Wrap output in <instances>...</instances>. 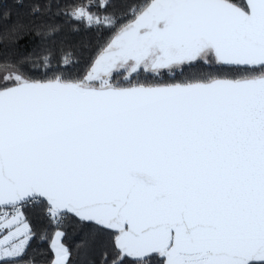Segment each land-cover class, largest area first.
<instances>
[{
    "label": "snow or ice",
    "instance_id": "1",
    "mask_svg": "<svg viewBox=\"0 0 264 264\" xmlns=\"http://www.w3.org/2000/svg\"><path fill=\"white\" fill-rule=\"evenodd\" d=\"M110 6L70 15L115 28L90 11ZM129 13L83 78L5 66L0 207L13 211L0 212V261L23 258L28 225L11 229L43 201L57 225L74 215L111 231L112 264H264V0H145ZM200 62L260 71L131 83ZM53 246L65 264L68 249Z\"/></svg>",
    "mask_w": 264,
    "mask_h": 264
},
{
    "label": "trees",
    "instance_id": "2",
    "mask_svg": "<svg viewBox=\"0 0 264 264\" xmlns=\"http://www.w3.org/2000/svg\"><path fill=\"white\" fill-rule=\"evenodd\" d=\"M86 2L98 0H0V77L6 74V65H15L32 79H48L59 74L71 79L83 78L119 26L132 19L129 9L145 0H110L111 6L106 10L90 9L101 16H115V28L89 27L86 21L70 15L74 8ZM21 26L23 30L18 32ZM65 56L70 59L67 65L63 63ZM221 69L200 62L174 79L165 76L160 80L144 73L134 78L151 84L180 82L201 75L226 77L228 74H221ZM115 78L123 82L122 76ZM46 207V202H42L26 211L33 225L32 237L23 258L15 264H52L55 256L51 242L58 230L64 231L63 243L69 251L67 264H112L116 249L111 231L92 222H82L74 215H67L63 224L56 225L47 218ZM132 261L133 258H125L123 264ZM153 264H159L158 259Z\"/></svg>",
    "mask_w": 264,
    "mask_h": 264
},
{
    "label": "flooded vegetation",
    "instance_id": "3",
    "mask_svg": "<svg viewBox=\"0 0 264 264\" xmlns=\"http://www.w3.org/2000/svg\"><path fill=\"white\" fill-rule=\"evenodd\" d=\"M213 65H219L216 63H213ZM222 68H226L230 70L229 76L224 77V76H217L220 78H231V79H238L241 78L242 76L245 75H252V74H258L259 73V69L253 70L251 68H246V67H240V66H233V65H220ZM142 74V73H141ZM146 74V73H144ZM140 78V77H139ZM139 78H134L131 81H133V83H137Z\"/></svg>",
    "mask_w": 264,
    "mask_h": 264
},
{
    "label": "crops",
    "instance_id": "4",
    "mask_svg": "<svg viewBox=\"0 0 264 264\" xmlns=\"http://www.w3.org/2000/svg\"><path fill=\"white\" fill-rule=\"evenodd\" d=\"M22 221H23V223H19V224H25V223H27L28 224V230H29V236H30V239H31V237H32V231H33V225H32V222H31V219H30V216H29V214H27V212H25L24 214H23V216H22ZM62 232L63 233V236H61V237H59V238H57L56 237V233L57 232ZM58 231H56V233H55V235H54V237H53V239H52V242H51V248H52V250H53V252H54V256H55V258H54V261H53V263L52 264H54V262H55V260H56V252H55V248H54V242L55 243H57V244H62L64 247H66L67 248V246L63 243V237H64V231H62V230H58ZM30 239H29V241H30ZM28 241V242H29ZM28 244V243H27ZM68 249V248H67ZM68 258H69V251H68V257H67V259H66V261H65V264H67V261H68Z\"/></svg>",
    "mask_w": 264,
    "mask_h": 264
},
{
    "label": "built area",
    "instance_id": "5",
    "mask_svg": "<svg viewBox=\"0 0 264 264\" xmlns=\"http://www.w3.org/2000/svg\"><path fill=\"white\" fill-rule=\"evenodd\" d=\"M43 202V201H42ZM42 202H29L28 204H26L22 209H21V211H22V213L23 212H26L27 210H30V209H35V208H37V207H39V205L40 204H42ZM13 210L12 209H5V208H3V207H0V212H9V213H11ZM67 217V216H66ZM66 217H64L61 221H60V223H59V225H61V224H63L64 223V221L66 220ZM47 218L52 222V223H54V224H56L57 225V223H55L54 221H52L48 216H47Z\"/></svg>",
    "mask_w": 264,
    "mask_h": 264
},
{
    "label": "rangeland",
    "instance_id": "6",
    "mask_svg": "<svg viewBox=\"0 0 264 264\" xmlns=\"http://www.w3.org/2000/svg\"><path fill=\"white\" fill-rule=\"evenodd\" d=\"M216 66H220V65H216ZM221 67V66H220ZM222 68V67H221ZM222 71H221V74H223V73H226V74H228V75H226V76H229V74H231L230 73V70H227L226 68H222L221 69ZM125 76L127 75L126 73L124 74ZM139 77V76H138ZM123 78V77H122ZM25 212H23V214H24ZM27 214H29L28 212H27ZM67 218V217H66ZM25 224H27V223H25ZM28 225V224H27ZM21 227V228H23V224H18V225H16V226H13L12 227V231H14L15 230V227ZM28 241H29V239H30V234H29V230H28ZM7 235V232L6 231H3V230H0V240H2L3 239V237L4 236H6ZM29 243V242H28ZM28 245V244H27ZM27 245H26V247H27ZM2 261H0V263H1Z\"/></svg>",
    "mask_w": 264,
    "mask_h": 264
},
{
    "label": "water",
    "instance_id": "7",
    "mask_svg": "<svg viewBox=\"0 0 264 264\" xmlns=\"http://www.w3.org/2000/svg\"><path fill=\"white\" fill-rule=\"evenodd\" d=\"M240 67H244V66H240ZM228 79H231V78H228Z\"/></svg>",
    "mask_w": 264,
    "mask_h": 264
}]
</instances>
